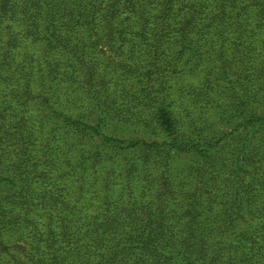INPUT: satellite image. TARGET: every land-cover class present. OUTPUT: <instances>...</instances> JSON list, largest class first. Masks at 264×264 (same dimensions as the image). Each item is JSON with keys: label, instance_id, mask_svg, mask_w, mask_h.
<instances>
[{"label": "trees", "instance_id": "obj_1", "mask_svg": "<svg viewBox=\"0 0 264 264\" xmlns=\"http://www.w3.org/2000/svg\"><path fill=\"white\" fill-rule=\"evenodd\" d=\"M260 130L264 0H0V264H264Z\"/></svg>", "mask_w": 264, "mask_h": 264}, {"label": "rangeland", "instance_id": "obj_2", "mask_svg": "<svg viewBox=\"0 0 264 264\" xmlns=\"http://www.w3.org/2000/svg\"><path fill=\"white\" fill-rule=\"evenodd\" d=\"M9 22L6 19L2 20V24L1 26H5V24ZM10 24L14 25L13 23L9 22ZM15 26V25H14ZM16 32H20V29H16ZM24 37L19 38V42L20 43V52H25V53H31V52H39L40 51V46L39 45H35V43L31 42V39H27L24 40ZM19 45V44H18ZM80 120L90 124V125H94L96 119L98 118V114L96 110H93L85 115H81L79 116ZM93 121V122H90ZM101 128V133L108 136V137H113V138H117L119 140H128V139H146V141H149L150 139L144 137L142 135L141 132H139L138 130H135L132 127L126 126L124 124H121L119 122L116 121H106L104 122V125L100 126ZM231 124L228 125H222V124H217L214 125V127H212V129L210 130L211 135H209V137H215L219 138L221 134H227L230 132L231 128ZM86 132L88 133V129L86 130ZM209 137H207L206 139H208ZM224 144V143H222ZM221 144V145H222ZM228 147L225 148L226 152V157L230 160L234 159V152L236 149V145L232 144V142L229 140L228 141ZM219 145V146H221ZM260 145L264 146V132L263 131H259L255 137H253L250 141V147L248 148V150L250 151L251 149H258L260 147ZM88 150L91 151V153L93 154H98V156H100V152L105 151L108 155H109V150H105V146H103L100 142V139H94L92 141V143L87 145ZM221 151V147L215 148L212 151L211 154V159H217L218 157H222L224 154ZM192 158L194 157H190V156H185V155H180L178 158L174 159V166L175 167H181L184 168V165L186 164H190L189 162L192 160L194 161ZM7 160H2L0 158V176L1 177H6V172L2 171L4 169L7 168ZM197 161V160H195ZM4 162V163H3ZM110 163V162H109ZM110 166H107V168ZM26 167L23 166L21 167V171H25ZM16 180V178H15ZM1 191L3 193H6V195H12L13 194V189L10 186H7V188H4V185L0 187V195H1Z\"/></svg>", "mask_w": 264, "mask_h": 264}]
</instances>
